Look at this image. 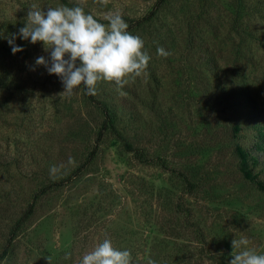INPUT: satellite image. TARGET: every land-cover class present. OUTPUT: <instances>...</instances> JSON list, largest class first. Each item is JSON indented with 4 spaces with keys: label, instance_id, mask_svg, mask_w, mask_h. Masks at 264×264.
<instances>
[{
    "label": "rangeland",
    "instance_id": "1",
    "mask_svg": "<svg viewBox=\"0 0 264 264\" xmlns=\"http://www.w3.org/2000/svg\"><path fill=\"white\" fill-rule=\"evenodd\" d=\"M155 1L0 0V264H80L105 238L131 250L134 264H229L231 241L242 237L264 254V37L247 33L264 36V0H165L150 21L128 29L145 41L146 74L123 89L102 81L95 97L131 146L164 166L139 162L106 131L78 177L34 198L86 159L103 115L81 86L59 95L60 78L35 65L49 56L42 42L17 38L24 51L13 55L3 37L24 26L33 4L81 6L105 24L120 12L128 24ZM53 165H63L55 178ZM31 201V217L5 247Z\"/></svg>",
    "mask_w": 264,
    "mask_h": 264
},
{
    "label": "clouds",
    "instance_id": "2",
    "mask_svg": "<svg viewBox=\"0 0 264 264\" xmlns=\"http://www.w3.org/2000/svg\"><path fill=\"white\" fill-rule=\"evenodd\" d=\"M98 2L107 6L109 0ZM105 19L107 24L99 22L81 6L61 5L45 10L33 4L24 26L3 38L7 39L13 55L24 51L15 43L17 38L31 44L42 42L49 56L37 57L35 65L60 78L64 90L59 95L70 97L83 85L86 95L95 96L97 85L102 81H114L123 89L145 75L151 59L144 39L128 31L129 25L120 12L110 13ZM157 54L167 57L170 52L158 47ZM68 163L75 162L70 157ZM62 167L51 166L50 176L55 178ZM249 244L247 238L233 239L229 264H264V254H258ZM68 258L66 255L65 259ZM80 264H134V259L131 250L114 247L111 239L105 238L83 255ZM147 264H156V261L148 259Z\"/></svg>",
    "mask_w": 264,
    "mask_h": 264
},
{
    "label": "trees",
    "instance_id": "3",
    "mask_svg": "<svg viewBox=\"0 0 264 264\" xmlns=\"http://www.w3.org/2000/svg\"><path fill=\"white\" fill-rule=\"evenodd\" d=\"M165 0H156L155 3L153 4V8L144 16L136 19V20H130L128 25H129V30L130 29H134L136 27L141 26L143 23H146L148 21H150L154 15L156 14V12L158 11V9L160 8V6L164 3ZM250 31H248L247 33L249 35H251V37L253 38H257V40L262 39V37H264L263 35H257L256 34H250ZM262 46L264 47V43H262ZM222 71V69H221ZM221 75H219L218 73H215L214 78H220ZM218 82V80H217ZM243 84V83H240ZM82 91L87 99V101H89L92 105H94L97 109L100 110V112L103 115V122L101 125V128L98 130L97 135H96V139H95V145L93 147V149L89 152L88 156L86 157V159L81 162V164H79L74 170H72L67 177H65L64 179H62L61 181H53L51 183H48L47 185L43 186L41 189H39L35 195L34 198H36L39 194H44L48 191H51L54 188H58L60 187L62 184H64V182L66 181H71L73 179H75L76 177H78L85 168H87L88 164L90 163V161H92V157L94 156L96 147L98 146V144L100 143L102 136L104 134V132L106 131H110L111 133H113L122 143L123 148L127 151V152H132L134 154V156L138 159L139 162L141 163H148V162H152V161H158L162 166H164L163 161L160 158H155L152 159L150 157L145 156L143 150L141 148L138 147H132L131 144L129 143V141L119 132V130L117 129L116 126V116L114 114V111L110 108L109 105H107L106 103L99 101L98 99H96L95 96H90V95H86L85 94V88L83 85H81ZM224 90V89H223ZM226 93L228 94L230 92L229 89H225ZM241 94V93H240ZM224 96V93L222 92V95ZM210 100H214L213 95H211ZM249 100V96L248 99L245 98V101ZM239 123L238 121H234L233 123V127H235V130H238L239 128ZM255 127H257L256 125H254ZM259 126V125H258ZM259 129V127H258ZM264 132V127H263V131ZM165 168H168L165 165ZM173 170V169H171ZM178 176H180L186 183L187 188H191L194 186V183L190 182L189 179H187L186 175L183 172L178 171ZM33 205L34 202H30L27 204V206L25 207L22 215L15 221V223L13 224V226L11 227L10 230V235L7 239V242L5 244V247H8L12 241L14 240V238L16 237V234L18 233V230L27 222V220L31 217L32 213H33ZM176 207H179V203L175 204ZM180 211L183 209H179ZM191 226H193V231H194V235L193 240L196 241L197 243H200L202 245L201 248V254L202 256L204 255L207 258H210V254L211 252L209 251V241H207L204 238V233L201 229L200 226H198V224L196 222H192L190 223ZM209 251V252H208ZM208 252V253H207ZM221 264V263H218Z\"/></svg>",
    "mask_w": 264,
    "mask_h": 264
}]
</instances>
